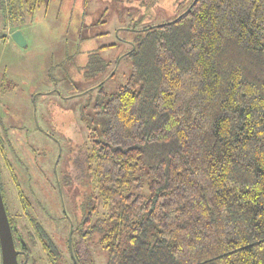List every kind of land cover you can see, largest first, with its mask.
<instances>
[{"label": "trees", "instance_id": "1", "mask_svg": "<svg viewBox=\"0 0 264 264\" xmlns=\"http://www.w3.org/2000/svg\"><path fill=\"white\" fill-rule=\"evenodd\" d=\"M49 1L0 0V45ZM194 1L138 31L127 83L97 93L87 137L73 125L79 160L60 187L74 179L87 201L72 235L78 264L92 263L90 244L107 264H264V0ZM4 132L0 118V158ZM15 187L25 235L43 239L48 264H75Z\"/></svg>", "mask_w": 264, "mask_h": 264}, {"label": "rangeland", "instance_id": "2", "mask_svg": "<svg viewBox=\"0 0 264 264\" xmlns=\"http://www.w3.org/2000/svg\"><path fill=\"white\" fill-rule=\"evenodd\" d=\"M190 1L50 0L41 4L26 24L19 26L18 31L26 40L24 47L13 38L0 45V71H5L8 95L3 106L7 111L2 107V112L8 113L7 126L21 129L10 138L15 148L8 161L37 218L54 237L64 240L68 231L65 223L56 220L64 209L58 193L52 191L50 180L54 182L60 156L57 170L59 173L66 170V176L71 178L67 166L74 121L83 128L82 136L87 137L80 118L88 123L94 118L92 108L97 94L90 99L86 91L105 79L103 91L107 95L125 85L133 67L132 59L125 55L134 49L138 31L173 20ZM92 57L96 59L94 63ZM41 90L50 94L38 96L33 105L32 95ZM101 121L105 124V120ZM66 124L68 127L63 130ZM36 126L57 135L61 147L57 148ZM4 162L0 158L7 206L23 231L22 225L27 222L18 217L21 206ZM72 180L71 187L63 188L60 196L67 212L75 217L73 208L81 200L77 195L83 190ZM98 213L101 217L104 209ZM90 249L91 264H107L105 249L96 244H90ZM37 253L39 264H48L46 257Z\"/></svg>", "mask_w": 264, "mask_h": 264}, {"label": "flooded vegetation", "instance_id": "3", "mask_svg": "<svg viewBox=\"0 0 264 264\" xmlns=\"http://www.w3.org/2000/svg\"><path fill=\"white\" fill-rule=\"evenodd\" d=\"M4 72H5L4 70L0 71V85H1V83L3 84V87L1 88V92H0V118H1L2 127L5 130L3 137H4V141L6 142L4 144V146H6V148L4 150H6V151L4 152V156L2 154V158L1 159H3L5 161L4 162L5 163V168H7V170L10 172V175L12 177V174L14 173V171H13V167L11 166L12 163H9V161H8L9 160L8 159L9 158L8 155H9V153L11 154V153L14 152L15 143H13L10 138H11V136L13 134L16 133V131H19L21 129H17V128L14 129V127L6 125V123H8L7 119H6V116L8 115V113L4 114L7 111V108L5 109V107H3V106L5 105V100H7L6 98H7L8 95L6 94V90H7L6 84L7 83H5V81H4V79H5V76L3 74ZM106 81L107 80L105 79L102 82H100L98 85H96L93 88L87 90L86 94L88 95V97L91 99V98H93L94 94L96 95L98 92L103 90V86L106 83ZM48 94H50V93L47 92V91H42V90L41 91H36L32 95L33 105L36 102L38 96H46ZM2 107H3V110H6L4 113L2 112ZM80 121H81L82 125H84V128L86 130L88 121L87 120H83L81 118H80ZM74 124H76L78 126L80 131L83 129L78 122L74 121ZM92 125H93V130L95 129V127H99L101 129V126H102L101 118L99 120L96 119V122L92 123ZM36 127H37V130H41L42 133H44L47 137H49L57 145V148L61 147L60 146L61 142H60V139L58 138L57 135H53L50 132H46L43 129H40L38 126H36ZM67 127H68V125L66 124L63 127V130H66ZM71 127H72V125H71ZM69 140H71V139H69ZM71 148H69V150L71 152V155H70V158H69V161H68V166H67L69 174H71L72 166H73L74 162H76V161L78 162V160H79V159H77V157L72 155ZM32 151H33V149H32ZM13 157H15V155H13ZM60 159H61V156H60L58 162L56 163V167H55V169H56L55 171L56 172L54 173V182H51L50 179L49 180H50V183L52 185L51 186L52 191L58 193V196H59V199H60V203H61V205L63 207V203L61 201V196H60V191L61 192H63V191H62L61 187L59 189L60 176H61L60 174H62V176L64 177V176H66L67 172H66V170H63L61 173L58 172V170H57L58 166L57 165H59ZM82 163L83 162H81V165H82ZM3 177L4 176L2 175V171H1V168H0V178H1L2 187H3V196H4L5 200H6V189H5V182H4ZM80 177H81V179L86 180V177H87L86 169L83 170V171L81 170ZM12 182H13L14 185H18V183H16V182L14 183L13 178H12ZM55 186H56V189H55ZM79 190L82 191V189H79ZM83 191H84V189H83ZM83 197H84L83 193H80V194L77 195V198H79V199L81 198V200H79V202L73 208V210L75 212V217H73L69 212H67L68 213V217L65 215L66 218H67L66 221L68 222L70 227H71V223H72L73 233H74V230H75L74 229L75 226L79 225V220H81V218H82L81 211H82L83 207H86L87 201H85ZM11 226H14V225L11 223ZM12 229H13V236H14V240H15V246H16L17 250L20 252V254L18 256L19 264H28V262H29V256L28 255L31 256V261H32L29 264H39L40 260L38 259L37 251L39 252V254L42 253L45 256V253L42 250V248H43V245H42L43 241L42 240L43 239L38 237V236H27V235H25L24 231H22V230H20V231L23 232V234L20 235L19 231L18 230L16 231V228L12 227ZM66 239H67V245H66ZM52 240L56 243L57 247H60L64 251L67 249V247L70 248V246H69V237H66L63 240L62 238L53 236Z\"/></svg>", "mask_w": 264, "mask_h": 264}, {"label": "water", "instance_id": "4", "mask_svg": "<svg viewBox=\"0 0 264 264\" xmlns=\"http://www.w3.org/2000/svg\"><path fill=\"white\" fill-rule=\"evenodd\" d=\"M197 1L198 0H195L193 2V5L196 4ZM189 10L190 9H188V11ZM12 38L21 47H24L26 45V40L21 31L14 32L12 35ZM94 131L98 132L99 136H102V132L99 127H95ZM59 189H60V185H59ZM61 197H62V194H61ZM62 203H63L64 212L66 213L65 202L63 201V199H62ZM16 231H17V228H16ZM72 234H73V226L71 223L70 232H69V246H70V251L74 259V262L75 264H78L75 259L74 253H73ZM0 248H1V254H2V264H19L18 256L20 252L17 250L15 246L13 229L9 221L3 194L1 191V186H0Z\"/></svg>", "mask_w": 264, "mask_h": 264}]
</instances>
